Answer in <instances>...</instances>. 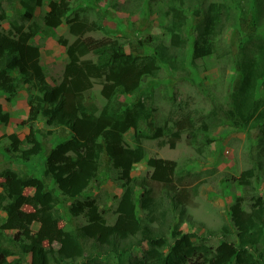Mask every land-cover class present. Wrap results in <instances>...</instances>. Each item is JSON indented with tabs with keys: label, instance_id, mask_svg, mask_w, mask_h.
Returning <instances> with one entry per match:
<instances>
[{
	"label": "trees",
	"instance_id": "1",
	"mask_svg": "<svg viewBox=\"0 0 264 264\" xmlns=\"http://www.w3.org/2000/svg\"><path fill=\"white\" fill-rule=\"evenodd\" d=\"M18 3L21 16L10 18L7 28L0 29V92L13 95L23 86L35 93L27 120L22 122L29 126V134L23 140L15 134L9 136L12 149L8 146L5 153L9 161L0 169V212L4 214L0 219V242L8 238L7 246L0 244V264H73L77 260H82L81 264H264L260 248L264 241V199L247 195L253 169L234 178L243 194L229 206V225L222 226L217 241L215 232L200 235L180 228L188 220L186 206L191 201L189 192L181 186L187 171L175 176L173 173V178L156 190L130 176L132 165L145 158L143 140L163 136V129L153 122V89L142 88L144 80L157 75L161 64L172 71L183 70L189 58V67L195 69L197 60L222 52L235 74L232 107L225 113L226 119L236 128L264 125V34L258 38L251 34L258 22L250 13V1L219 0L202 10L200 0H192L189 8L183 0H169L163 11L169 20L165 26L169 45L130 43L128 54L109 38L83 37L101 26L77 15L70 19L68 0L51 1L44 25L57 29L66 23L75 37L69 44L59 40L66 63L61 79L54 85L45 80L39 47L31 43L33 32L24 25L43 0ZM85 7L90 8L88 3ZM97 13L102 15L99 10ZM4 19L0 15V22ZM187 27L192 36H186ZM222 38L227 43L221 48ZM176 53H180L178 64ZM88 54L95 59L85 58ZM94 82L101 86L99 94L105 101L101 106L90 92ZM119 96H133L134 100L121 102ZM8 119L0 105L1 123L7 124ZM215 120V112L210 111L201 115L198 125L194 118L178 121L170 146L184 131L189 143H205L212 127L209 124ZM38 122L48 130L34 128ZM58 129L66 136L59 139L55 132ZM130 130L132 147L124 141V134ZM50 138L60 141L46 155L43 178L12 167V156L23 166L41 152ZM102 154L106 155L103 160ZM105 164L118 175L123 188L112 212L114 223L106 220L105 211L109 209L98 204L89 190L103 175ZM148 164L153 166L154 161L149 159ZM27 189L32 193L26 195ZM85 191L90 197L83 201L70 199ZM67 202L69 206H65ZM59 204L65 206L67 217L82 216L85 223L70 229L60 226ZM34 224L38 225L36 230L32 229ZM8 232L13 235L6 237Z\"/></svg>",
	"mask_w": 264,
	"mask_h": 264
},
{
	"label": "rangeland",
	"instance_id": "2",
	"mask_svg": "<svg viewBox=\"0 0 264 264\" xmlns=\"http://www.w3.org/2000/svg\"><path fill=\"white\" fill-rule=\"evenodd\" d=\"M51 1L59 0H43L42 5L34 9L33 18L25 21L24 25L25 29L33 32L31 43L39 47L45 80L54 85L53 83H58L61 79L66 63L65 50L59 40H65L69 44L75 37L68 32L66 23L57 29L44 25V17ZM191 1L183 0L184 6L189 8ZM217 1L219 0H200L201 9L205 10L211 2ZM249 1L253 6L250 13L258 22L251 34L258 38L264 34V0ZM68 2L71 6L68 15L70 19L77 15L90 24L96 23L101 26V29H97L96 26L83 37L98 40L106 37L114 40L120 44L121 51L125 54L130 53V43L145 42L150 47L160 43L169 45V36L165 31L169 20L163 15L169 0H95L94 2L68 0ZM86 2L90 6L89 9L85 7ZM97 10L102 15L97 13ZM21 13L18 0H0V15L7 18L0 22V29L7 28V20L12 17L19 18ZM185 34L192 36L190 27L186 28ZM223 37L226 40L229 38L227 34ZM224 38L219 42L221 48L227 43ZM140 48L141 46L136 50L137 54ZM188 56L190 57L189 46ZM222 56L223 53L219 51L216 55L197 60L195 69L189 67V58H186V69L183 70L178 68L172 71L169 66L161 64L155 77L144 80L142 88L153 89L155 107L153 122L155 126L163 129V136L154 140H143L145 158L133 164L130 172L131 178L140 182L144 180L146 187L156 190L160 184L170 181L173 173L175 176L177 172L185 174L187 171L181 186L189 192L191 201L186 206L188 220L181 223L180 228L183 232H196L200 235L208 231L215 232L214 241L220 238L222 226L229 225L227 212L229 206L243 194L241 186L237 181L234 182V178H238L245 170L253 169L254 177L250 181L247 195L261 196L264 199V135L262 134L264 125L248 129L236 128L226 119L225 113L232 107V81L235 74L232 67L230 68L226 63L227 59ZM176 57L178 64L180 53H176ZM85 58L94 60L95 56L88 54ZM100 89L101 86L94 82L90 92L101 106L105 101L99 94ZM34 93L33 89L29 90L23 86H19L13 95L0 92V105L9 115L7 124L0 121V169L6 166V161H9L5 154L8 146L12 149L9 136L15 134L19 140H23L25 135L29 134V126H26L27 124L23 126L22 122L27 120ZM133 100V96L118 97V101L121 102L132 103ZM210 111L215 112L217 120L209 124L212 127L206 134L205 143L202 140H198L197 145L189 143L187 133L184 131L180 140L176 141L173 147L170 146L171 133L176 130L175 124L178 121L189 117L197 120L196 125H198L201 115H208ZM34 128L48 130L41 122L36 123ZM58 130L55 132L59 139L66 136L65 131ZM68 132L70 136V131ZM59 141L50 138L49 142L42 146L41 152L23 166V163L19 160L15 161L12 156V167L17 172L43 178L46 155ZM124 141L130 147L134 145L132 130L124 134ZM105 158L106 155L102 154L101 160ZM149 159L154 161L153 166L148 164ZM109 166L105 164L103 175L93 182L89 190L98 204L106 205L109 209L105 211L106 220L114 223L112 212L123 188L117 179L118 175L108 170ZM226 179L229 181L227 182ZM24 193L29 195L32 190L27 189ZM85 197H90L87 191L80 197L70 199L83 201ZM71 201L75 202V200ZM69 205L70 202L65 204V206ZM65 206L58 205L57 210L62 220L60 226L70 229L85 223L82 216L67 217ZM24 209L29 210L28 207ZM3 216L4 214L0 212V219ZM37 228L36 224L32 226L33 230ZM229 231L233 233V230L229 229ZM5 235L11 237L13 233L8 232ZM230 239L233 240V236ZM7 241L8 238L0 244L7 246ZM260 248L264 253V241ZM108 262L113 261L110 259ZM81 263L82 260H77L73 264Z\"/></svg>",
	"mask_w": 264,
	"mask_h": 264
}]
</instances>
